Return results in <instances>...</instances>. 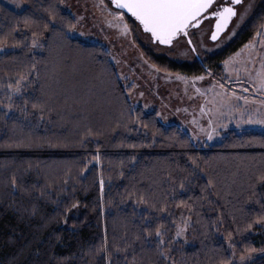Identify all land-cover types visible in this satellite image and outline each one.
<instances>
[{"label": "trees", "instance_id": "1", "mask_svg": "<svg viewBox=\"0 0 264 264\" xmlns=\"http://www.w3.org/2000/svg\"><path fill=\"white\" fill-rule=\"evenodd\" d=\"M23 1V11L0 2V264H231L252 254L241 264H264V132L195 143L132 104L104 47L53 35L76 24L63 0ZM125 15L152 65L221 77L222 63L262 30L264 0L223 50L193 62L142 44ZM180 210L190 226L173 239Z\"/></svg>", "mask_w": 264, "mask_h": 264}, {"label": "rangeland", "instance_id": "2", "mask_svg": "<svg viewBox=\"0 0 264 264\" xmlns=\"http://www.w3.org/2000/svg\"><path fill=\"white\" fill-rule=\"evenodd\" d=\"M258 1L244 0L227 35L224 34L217 42L209 39L212 20H206L199 28L190 30L189 36L195 51L190 48L186 38L180 39L178 44L174 42L170 47L160 45L157 48L155 43L148 40L149 34L143 33L140 28L137 37L142 44L151 46L157 54L166 55L178 62L197 60L195 52L204 59L205 54L220 52L236 37L251 17ZM0 2L16 11H23L26 7L23 0H19V8L13 0ZM63 7L73 15L75 26L79 29L70 33L72 37L84 43L99 44L108 51L135 107H140L145 113H156L162 123L177 125L195 143L202 145L220 142L231 130L237 133L245 130L264 132V125L255 122L264 119V91L254 86L258 85L254 77L257 71L261 70L264 46L257 44L254 49H244L243 46L231 54L226 59L233 58L229 64L225 66L222 63L221 77L213 72L198 76L165 72L156 66L152 67L153 65L145 59L133 41L131 31L126 35L123 33L124 24L128 25L126 15L123 12V19L116 16L115 13L120 10L114 8L109 0H63ZM241 13H245L243 20L238 19ZM256 39L254 36L251 41ZM6 50L3 48L0 52ZM178 76L185 79H178ZM194 77L203 79L195 80ZM15 93L18 95L20 91ZM240 97H245L246 100ZM213 129L216 134L209 140L206 133ZM184 220H187L188 227L184 235L178 236L183 239L186 238L190 226V217L184 210H180L178 224L182 225ZM263 253L260 249L257 254ZM251 257L253 254L243 259H234L231 264H241Z\"/></svg>", "mask_w": 264, "mask_h": 264}, {"label": "snow or ice", "instance_id": "3", "mask_svg": "<svg viewBox=\"0 0 264 264\" xmlns=\"http://www.w3.org/2000/svg\"><path fill=\"white\" fill-rule=\"evenodd\" d=\"M109 2L115 4L117 9H126L128 13H131V15L135 17L137 21H139V25L142 26L143 33L149 34L148 40L150 42H157L156 47L158 48L160 45L172 46L174 45V42L178 44L180 39L189 37L190 29L198 28L203 21L208 20L209 18L214 19V24L212 25L213 30H211V39L216 41L220 34L225 33V30L228 29L233 17H237V9L235 6L241 5L243 0H231V2H228V0H219V2L218 0H109ZM13 3L17 8L21 6L19 0H13ZM214 4L215 10H210L213 8ZM246 12L247 9H245V13ZM245 13H241L238 19L243 20ZM115 15L123 19L124 13L122 11H117ZM53 19H55L54 16ZM109 23L111 22L109 21ZM44 27L47 28L48 24H45ZM261 28L264 29V25H261ZM74 31H79L75 24L71 23L70 21L62 22L57 26L56 29L53 30V35L59 36L63 40L67 41L70 39V33ZM129 31L130 29L125 23L123 26V33L126 35L129 33ZM81 35L86 34L81 33ZM32 36V46H41L39 41L36 39V33H33ZM255 36L257 39L255 41H249L247 44H245L244 49H254L257 44L264 46V31L256 32ZM186 42L189 45L192 44L191 39H187ZM3 47V45H0V51L3 50ZM192 50H195L194 47ZM237 55H239V53H237ZM231 59L233 58L230 57L228 60H225L223 62L224 65L227 66ZM249 59H251V55H249ZM152 67H155V65ZM177 78L182 80L185 79L182 76H178ZM193 79L199 80L203 79V77H194ZM254 79L258 81V85L254 86H258L261 91H264V56L261 58V70L257 71ZM14 91L19 92L20 88L17 87ZM240 99L246 100L245 97H240ZM28 104L29 101L24 100L23 107L19 110L21 112L27 113ZM11 107L12 105L9 104L8 108ZM31 108L33 110H39V118L42 120L44 112L43 104L37 100L36 102L31 103ZM255 122L264 125V119ZM214 134H216L215 129L207 132V139L211 140ZM132 159H135V157ZM260 179L264 180V176H261ZM100 185L102 188L103 180L100 181ZM11 186L13 189L18 187L15 177H13L11 180ZM180 187L183 188L184 185L181 184ZM39 195H43V193L41 192ZM137 203H139V201H137ZM78 204L79 201L71 204L70 207L65 208V214H67L68 211H71V209L76 208ZM162 210L163 209H161V211ZM143 219L146 220L147 218L145 217ZM259 219H264V217H260ZM64 222L67 223V220ZM175 227L176 232L173 239H175V237L184 235L185 229L188 227V222L187 220H184L182 225L177 224ZM248 227H251V225H248ZM144 232L145 238L152 235L147 226H145ZM155 235L159 239L160 245L162 246L164 244V240L162 238L163 234L159 227L156 228ZM107 243V230L105 229L104 241L102 245V248L105 250V252L107 251ZM117 250L119 251L120 249L117 248ZM97 251H100V249H97ZM162 254L167 256V253H164L163 251ZM241 259H243V257Z\"/></svg>", "mask_w": 264, "mask_h": 264}, {"label": "water", "instance_id": "4", "mask_svg": "<svg viewBox=\"0 0 264 264\" xmlns=\"http://www.w3.org/2000/svg\"><path fill=\"white\" fill-rule=\"evenodd\" d=\"M111 4H112V6H113L114 8L117 9V6H116L115 4H113V3H111ZM235 7H236V6H235ZM236 9H237V7H236ZM118 10H119V9H118ZM120 11L124 12L125 14L129 15V16L132 17L134 20H136L135 17H133V16L131 15V13H128V12H127L126 9H124V10H120ZM237 14H238V9H237ZM235 18H236V17H233V20H234ZM209 19H210V18H209ZM233 20H232V22H233ZM205 21H206V20H205ZM136 22L139 24V21L136 20ZM203 22H204V21H203ZM203 22H202V24H203ZM232 22H230V24H229V26H228V29L225 30V33H221L220 36L218 37V39H217L216 41H213V40L211 39V33H210V36H209L210 41H212V42H217L218 40H220V39L222 38V36H223L224 34L227 33V31L229 30L230 26L232 25ZM202 24H201V25H202ZM213 24H214V22H213ZM201 25H200V26H201ZM139 26H140V25H139ZM200 26H199V27H200ZM199 27H198V28H199ZM140 28H141V30L143 31L142 26H140ZM190 30H191V29H190ZM212 30H213V28H212ZM187 39H191L190 36L187 37L186 40H187ZM191 41H192V40H191ZM152 42L155 43V44L157 43V42H155V41H152ZM161 46L170 47V46H166V45H161ZM189 46H190L191 49H193V47H194V49H195V46H194L193 43H192L191 45H189ZM194 51H195V50H194ZM195 54H196V58H197V60L202 61V58L199 56V54H198L197 52H195Z\"/></svg>", "mask_w": 264, "mask_h": 264}, {"label": "flooded vegetation", "instance_id": "5", "mask_svg": "<svg viewBox=\"0 0 264 264\" xmlns=\"http://www.w3.org/2000/svg\"><path fill=\"white\" fill-rule=\"evenodd\" d=\"M218 2H219V0H218ZM228 2H231V0H228ZM243 2H244V0H243ZM243 2H242V3H243ZM240 6H241V5L236 6L237 9H239ZM210 10H215V4L213 5V8L210 9ZM208 20H212V23L214 22V19H213V18H210V19H208ZM191 30H192V29H191ZM189 32H190V30H189Z\"/></svg>", "mask_w": 264, "mask_h": 264}]
</instances>
